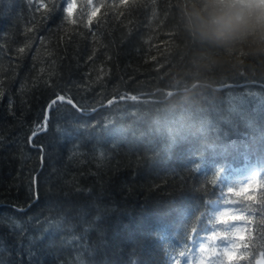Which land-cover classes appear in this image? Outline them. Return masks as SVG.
Listing matches in <instances>:
<instances>
[{
	"label": "trees",
	"instance_id": "16d2710c",
	"mask_svg": "<svg viewBox=\"0 0 264 264\" xmlns=\"http://www.w3.org/2000/svg\"><path fill=\"white\" fill-rule=\"evenodd\" d=\"M187 3L0 0V264L264 252V52L197 43Z\"/></svg>",
	"mask_w": 264,
	"mask_h": 264
},
{
	"label": "clouds",
	"instance_id": "9594fccd",
	"mask_svg": "<svg viewBox=\"0 0 264 264\" xmlns=\"http://www.w3.org/2000/svg\"><path fill=\"white\" fill-rule=\"evenodd\" d=\"M182 23L199 44L264 52V0H188Z\"/></svg>",
	"mask_w": 264,
	"mask_h": 264
},
{
	"label": "water",
	"instance_id": "95a60500",
	"mask_svg": "<svg viewBox=\"0 0 264 264\" xmlns=\"http://www.w3.org/2000/svg\"><path fill=\"white\" fill-rule=\"evenodd\" d=\"M53 101H55V100H52L51 101V103H53ZM74 105V104H73ZM35 135V133L32 135V137ZM255 264H264V255H263V253L261 252L260 254H259V256L256 258V260H255Z\"/></svg>",
	"mask_w": 264,
	"mask_h": 264
},
{
	"label": "snow or ice",
	"instance_id": "6c2138e0",
	"mask_svg": "<svg viewBox=\"0 0 264 264\" xmlns=\"http://www.w3.org/2000/svg\"><path fill=\"white\" fill-rule=\"evenodd\" d=\"M65 2H67V0H65ZM59 100H63L64 98L63 97H58ZM56 101H53V104H55ZM51 107V106H50Z\"/></svg>",
	"mask_w": 264,
	"mask_h": 264
},
{
	"label": "rangeland",
	"instance_id": "374dc122",
	"mask_svg": "<svg viewBox=\"0 0 264 264\" xmlns=\"http://www.w3.org/2000/svg\"><path fill=\"white\" fill-rule=\"evenodd\" d=\"M205 248V247H204Z\"/></svg>",
	"mask_w": 264,
	"mask_h": 264
}]
</instances>
